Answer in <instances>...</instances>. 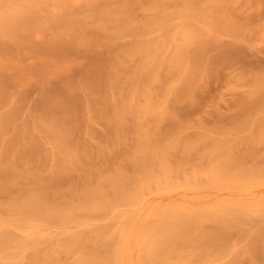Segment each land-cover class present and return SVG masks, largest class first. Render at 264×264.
Here are the masks:
<instances>
[{"label": "bare ground", "instance_id": "1", "mask_svg": "<svg viewBox=\"0 0 264 264\" xmlns=\"http://www.w3.org/2000/svg\"><path fill=\"white\" fill-rule=\"evenodd\" d=\"M68 3L0 0L3 49L38 46L46 24V45L110 46L24 121L0 99V264L263 260L264 69L226 85L221 112L208 83L246 57L200 27L237 36L231 0Z\"/></svg>", "mask_w": 264, "mask_h": 264}, {"label": "rangeland", "instance_id": "2", "mask_svg": "<svg viewBox=\"0 0 264 264\" xmlns=\"http://www.w3.org/2000/svg\"><path fill=\"white\" fill-rule=\"evenodd\" d=\"M68 2L71 7H79L80 4L85 3L84 0H68ZM231 2L233 3V6L231 5L228 11L225 10L222 16H218L226 19L229 26H231L230 28L237 29V36H235V34L233 35L232 31L229 32L230 30H228V32L215 31L210 25V22L212 21L210 18L200 23V27L205 30V36L207 39L215 40L216 38H218V42L237 43L246 57V60L244 61L236 60L227 65L224 68L223 73L218 78H215L208 83L209 88L212 90V92L214 91V93L217 91L220 92L224 89L222 91L223 93L216 101L218 104L217 107H219L217 109H221L220 111H223V113H228L229 111L231 112V109H234L233 106H231L233 94L229 90H226L224 87L230 83H235L242 75H244V73H248L253 70L264 69V0H231ZM72 3L73 6L71 5ZM223 15H225V17ZM209 20L211 21L209 22ZM48 25L49 24H46L45 34L46 38H51H47L48 41L46 40V42H44L46 39L44 38V33L35 34L34 37L36 38L34 39H37V41L39 39L40 43L35 41L36 44L38 43L39 45H35L36 48L34 50V45V47L32 46V44L26 45L29 43H21L24 44L20 45L21 47H18V45H14L12 46L13 48L10 47L9 51L8 49H3V47L0 46V79L5 82L3 84V82H1L0 80V86L2 88L4 86L5 88V90L3 91L2 89L0 90L2 91V93L0 92V97L2 96V98L0 99L2 100L3 97L9 95V98H13H11V102L17 103L18 101L16 100L19 99L18 103H21V107L23 103L22 109L24 110L21 111V121L26 116H30L29 114H31L32 112L31 108L33 105H35V101L40 99V97L42 98V96H45L51 90L55 89V86L57 89L63 85L64 82L62 81V78L68 79L70 77H76L77 79H79L80 75L86 70L85 68H87L88 70L91 66L92 62L90 60L92 55L90 54L96 52L105 53L110 49V46L106 44H98L94 41L92 42V39H83L80 41H76V46L73 42V44H71L72 46L74 45L73 47L66 44V47L64 46L65 48L63 47V50L61 48L62 46L59 47L61 49H59L58 46L55 45H53L54 47H52V41L50 43L51 46L46 45L47 42V44H49L50 40H55V38H58V32L51 27L53 29L52 31L49 27L50 25ZM54 32L57 33L55 34ZM41 36H44V39ZM41 40L46 46L45 47L42 44V46L45 47L44 50L46 51L40 50V48L42 47L40 46ZM67 40H69V37L64 41ZM27 46H32V48L30 49ZM4 50H7L8 54H6L7 52L5 53ZM47 88L48 90H46ZM81 93L83 96L87 95L85 89H82ZM9 98L7 97V99ZM4 103H6V101ZM4 103H1L3 104L2 107H4L5 105V107L2 108L3 110H5L9 104L8 102L6 104ZM209 111H211V109H209ZM211 115L208 114V118L210 120L213 119V115L210 118ZM28 117H26L25 119H27ZM257 191L264 193V188L258 189ZM257 261L260 262V264H264V259L261 261ZM257 261H253L254 264H256ZM250 262L249 264H253V262Z\"/></svg>", "mask_w": 264, "mask_h": 264}]
</instances>
